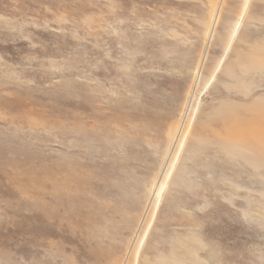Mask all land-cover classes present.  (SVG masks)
I'll return each mask as SVG.
<instances>
[{"label":"rangeland","instance_id":"obj_1","mask_svg":"<svg viewBox=\"0 0 264 264\" xmlns=\"http://www.w3.org/2000/svg\"><path fill=\"white\" fill-rule=\"evenodd\" d=\"M0 264H264V0H0Z\"/></svg>","mask_w":264,"mask_h":264}]
</instances>
